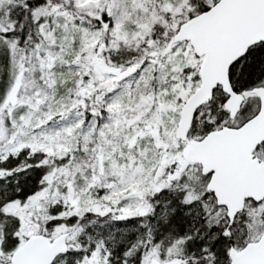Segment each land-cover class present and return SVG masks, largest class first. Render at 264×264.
<instances>
[{"label":"snow or ice","instance_id":"obj_1","mask_svg":"<svg viewBox=\"0 0 264 264\" xmlns=\"http://www.w3.org/2000/svg\"><path fill=\"white\" fill-rule=\"evenodd\" d=\"M0 264H264V0H0Z\"/></svg>","mask_w":264,"mask_h":264}]
</instances>
